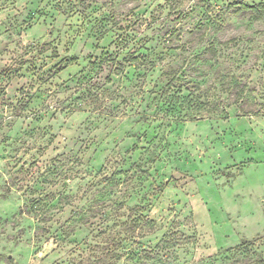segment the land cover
Masks as SVG:
<instances>
[{"label": "rangeland", "instance_id": "rangeland-1", "mask_svg": "<svg viewBox=\"0 0 264 264\" xmlns=\"http://www.w3.org/2000/svg\"><path fill=\"white\" fill-rule=\"evenodd\" d=\"M258 3L0 0V264H264Z\"/></svg>", "mask_w": 264, "mask_h": 264}, {"label": "trees", "instance_id": "trees-1", "mask_svg": "<svg viewBox=\"0 0 264 264\" xmlns=\"http://www.w3.org/2000/svg\"><path fill=\"white\" fill-rule=\"evenodd\" d=\"M239 8L246 9V10H252V11L258 13V14H264V5L262 3H258V4H240ZM75 58L76 57L73 56V55L69 56L68 60L66 61V64H70V63L74 62ZM251 243H252V241L249 240V239H242L240 241V244L245 245V246L249 245Z\"/></svg>", "mask_w": 264, "mask_h": 264}]
</instances>
